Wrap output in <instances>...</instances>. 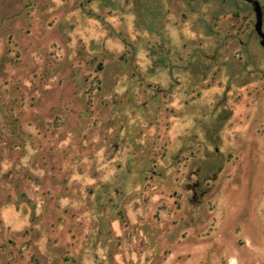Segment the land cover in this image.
I'll list each match as a JSON object with an SVG mask.
<instances>
[{"label": "rangeland", "instance_id": "1", "mask_svg": "<svg viewBox=\"0 0 264 264\" xmlns=\"http://www.w3.org/2000/svg\"><path fill=\"white\" fill-rule=\"evenodd\" d=\"M255 24L246 0H0V264H264Z\"/></svg>", "mask_w": 264, "mask_h": 264}, {"label": "water", "instance_id": "2", "mask_svg": "<svg viewBox=\"0 0 264 264\" xmlns=\"http://www.w3.org/2000/svg\"><path fill=\"white\" fill-rule=\"evenodd\" d=\"M252 4L254 13L256 15L255 31L260 38V45L264 49V31H263V9L258 0H246Z\"/></svg>", "mask_w": 264, "mask_h": 264}]
</instances>
